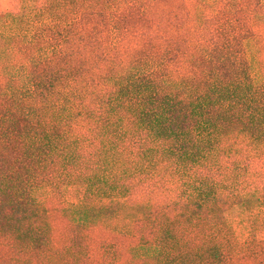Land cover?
Wrapping results in <instances>:
<instances>
[{
  "label": "trees",
  "instance_id": "16d2710c",
  "mask_svg": "<svg viewBox=\"0 0 264 264\" xmlns=\"http://www.w3.org/2000/svg\"><path fill=\"white\" fill-rule=\"evenodd\" d=\"M179 106L189 120L177 123ZM237 109L245 111L237 121L264 117V0L25 1L20 12L0 15V264H99L86 223L56 239L33 181L57 155L74 160L59 147L64 128L94 116L124 134L138 125L160 135L166 155L182 165L180 214L136 247L144 264L223 259L222 250L202 249L196 237L170 227L202 218L226 231V211L208 202L200 175L206 161L219 163L200 142L213 136L209 123L219 131L224 113ZM203 112L223 115L214 124L199 120ZM131 153L117 147V161L135 165ZM143 158L149 168L139 173L162 175L161 161ZM244 183L238 202L264 207V189L251 190V174ZM156 213L153 206L149 221Z\"/></svg>",
  "mask_w": 264,
  "mask_h": 264
},
{
  "label": "rangeland",
  "instance_id": "374dc122",
  "mask_svg": "<svg viewBox=\"0 0 264 264\" xmlns=\"http://www.w3.org/2000/svg\"><path fill=\"white\" fill-rule=\"evenodd\" d=\"M25 1L38 7H46L49 3V0H0V13L12 9L16 11L13 13H18ZM182 110L177 107V123L190 118ZM244 112L241 109L225 112L223 118L227 126L213 131L209 123L206 133L212 132L213 136L200 142L210 145L207 151L214 152L212 156L219 163L216 166L213 160L206 161L200 175L205 183L203 189L210 197L208 202L226 211L225 229L230 235H226L225 230H217L213 220L202 218L193 225L174 223L172 225L179 226L170 227L177 234L182 232L188 238L196 237L194 245H201L202 249L222 250L223 259L216 258L212 264H264V207L240 204L236 195L248 187L244 182L250 174L252 183L257 181L251 190L264 189V138L260 139L264 135V117L254 122L244 118L237 121V116ZM219 113L223 115V112ZM217 114L203 112L198 118L209 119L215 124V121H221ZM175 127L178 130V126ZM169 129V135H174L172 125ZM64 130L59 147L66 152L73 151L74 160L59 154L47 167L49 170L36 172V180H33H38L34 188L43 203L41 209L47 212L43 215L45 223L55 227L58 241L70 236L77 222L86 223L89 230L85 229L84 234L101 249L96 254L99 264H144L136 247L141 241L149 245L156 240L167 217L172 219L180 214L181 204L177 200L183 168L176 159L166 155L163 142L169 143L160 135L143 131L138 125L127 134L121 133L108 122L102 124L96 116ZM69 131L78 139L77 143L70 139ZM117 147L131 151L136 164L127 166L125 158L122 163L117 161L121 158L116 157ZM145 154L150 156V161L152 158L161 161L160 167L165 169L161 176L137 171L149 166V161L143 158ZM96 173L102 177L99 182ZM91 182L93 187H90ZM224 200L226 202L222 203ZM153 206L157 213L149 221Z\"/></svg>",
  "mask_w": 264,
  "mask_h": 264
},
{
  "label": "crops",
  "instance_id": "0c3cea01",
  "mask_svg": "<svg viewBox=\"0 0 264 264\" xmlns=\"http://www.w3.org/2000/svg\"><path fill=\"white\" fill-rule=\"evenodd\" d=\"M10 1H11V0H10ZM13 12H16V11H14V9H12V10H8V11L5 12V14H7V13H13ZM5 14H1V13H0V15H5Z\"/></svg>",
  "mask_w": 264,
  "mask_h": 264
}]
</instances>
